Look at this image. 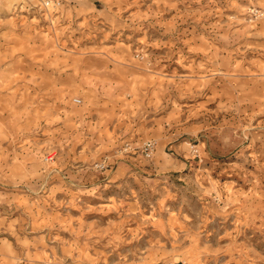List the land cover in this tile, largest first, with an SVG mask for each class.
Segmentation results:
<instances>
[{
	"label": "rangeland",
	"instance_id": "374dc122",
	"mask_svg": "<svg viewBox=\"0 0 264 264\" xmlns=\"http://www.w3.org/2000/svg\"><path fill=\"white\" fill-rule=\"evenodd\" d=\"M51 1L0 5V264H264V0Z\"/></svg>",
	"mask_w": 264,
	"mask_h": 264
},
{
	"label": "built area",
	"instance_id": "2783aa9c",
	"mask_svg": "<svg viewBox=\"0 0 264 264\" xmlns=\"http://www.w3.org/2000/svg\"><path fill=\"white\" fill-rule=\"evenodd\" d=\"M44 4L46 6L52 4L53 7L57 8L58 5H60V1H54L52 3L51 0H44ZM154 149H155V146H154V142L152 141L145 142L142 147V150L146 154V156H150L154 152ZM159 264H193V263L186 259H178V260L163 261V262H160Z\"/></svg>",
	"mask_w": 264,
	"mask_h": 264
},
{
	"label": "crops",
	"instance_id": "0c3cea01",
	"mask_svg": "<svg viewBox=\"0 0 264 264\" xmlns=\"http://www.w3.org/2000/svg\"><path fill=\"white\" fill-rule=\"evenodd\" d=\"M0 5H1V0H0ZM0 15H1V11H0Z\"/></svg>",
	"mask_w": 264,
	"mask_h": 264
}]
</instances>
